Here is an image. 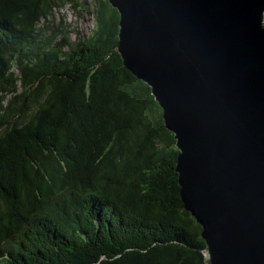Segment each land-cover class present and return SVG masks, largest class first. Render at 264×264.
I'll return each instance as SVG.
<instances>
[{"label": "trees", "instance_id": "16d2710c", "mask_svg": "<svg viewBox=\"0 0 264 264\" xmlns=\"http://www.w3.org/2000/svg\"><path fill=\"white\" fill-rule=\"evenodd\" d=\"M85 1L0 0V264H206L175 137L117 51L118 11L91 0L79 42L51 24Z\"/></svg>", "mask_w": 264, "mask_h": 264}, {"label": "water", "instance_id": "95a60500", "mask_svg": "<svg viewBox=\"0 0 264 264\" xmlns=\"http://www.w3.org/2000/svg\"><path fill=\"white\" fill-rule=\"evenodd\" d=\"M180 152L206 264H264V0H108Z\"/></svg>", "mask_w": 264, "mask_h": 264}, {"label": "rangeland", "instance_id": "374dc122", "mask_svg": "<svg viewBox=\"0 0 264 264\" xmlns=\"http://www.w3.org/2000/svg\"><path fill=\"white\" fill-rule=\"evenodd\" d=\"M60 4V7L54 10V21L51 24L61 28L64 35L74 42L91 36L95 29L93 13L88 11L91 0H86L84 7L80 3L75 5Z\"/></svg>", "mask_w": 264, "mask_h": 264}]
</instances>
